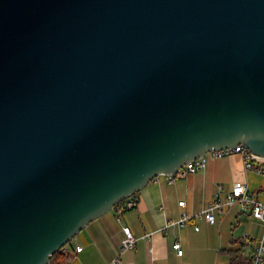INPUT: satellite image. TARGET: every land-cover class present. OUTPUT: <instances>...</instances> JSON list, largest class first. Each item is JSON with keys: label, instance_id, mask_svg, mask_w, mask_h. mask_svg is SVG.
Wrapping results in <instances>:
<instances>
[{"label": "water", "instance_id": "water-1", "mask_svg": "<svg viewBox=\"0 0 264 264\" xmlns=\"http://www.w3.org/2000/svg\"><path fill=\"white\" fill-rule=\"evenodd\" d=\"M239 144L264 159V0H0V264Z\"/></svg>", "mask_w": 264, "mask_h": 264}, {"label": "crops", "instance_id": "crops-1", "mask_svg": "<svg viewBox=\"0 0 264 264\" xmlns=\"http://www.w3.org/2000/svg\"><path fill=\"white\" fill-rule=\"evenodd\" d=\"M237 181L247 184L264 203V173L246 169L239 153L208 158L203 169L172 183L166 175L158 176L137 192L136 207L121 213L119 220L111 210L82 229L69 244L73 254L68 264H108L117 256L124 264H229L232 251L248 257L249 241L260 236L261 225L236 207L217 211L214 223L198 218L184 227L163 228L184 212H201L217 194L224 198ZM181 200L186 201L184 208ZM124 225L130 226L138 240L135 249L121 253ZM176 241L181 243L182 255L173 248ZM76 246L82 250L75 251Z\"/></svg>", "mask_w": 264, "mask_h": 264}, {"label": "built area", "instance_id": "built-area-1", "mask_svg": "<svg viewBox=\"0 0 264 264\" xmlns=\"http://www.w3.org/2000/svg\"><path fill=\"white\" fill-rule=\"evenodd\" d=\"M233 153L241 154L245 168L248 170H254L259 173H264V159L258 158L252 154V152L243 144L236 145L234 147L207 152L197 159H191L187 161L175 174L166 175L169 183L174 182L177 178H185L192 173H195L206 166L208 158H217L225 155H231ZM138 196L133 194L123 198L121 201L115 204L113 210L116 212L117 220L120 219L119 215L126 210H130L136 207L138 202ZM181 207L186 206V201H179ZM236 207L239 211L249 213L250 216L261 225V234L257 239H250L249 235L246 234L245 238L250 239V260L248 264H264V203L257 198V195L250 192L247 184L237 181L233 184L231 190L226 193L224 198H220L217 194L213 201H211L206 208L199 213H186L184 212L179 219L168 220L164 229L169 227H184L192 219L204 218L209 223H214L216 218V212L221 211L223 207ZM195 230H198L197 225L194 226ZM124 237L121 241V250L135 249L137 246L138 238L134 235L130 226L124 225L123 228ZM151 234H146L149 237ZM173 248L179 255L183 254V248L179 241L174 242ZM63 253L69 254L66 259V263L72 260V251L69 245H65L60 249ZM82 250L81 246H76L75 251L79 252ZM108 264H124L121 257L117 256L113 258Z\"/></svg>", "mask_w": 264, "mask_h": 264}, {"label": "trees", "instance_id": "trees-1", "mask_svg": "<svg viewBox=\"0 0 264 264\" xmlns=\"http://www.w3.org/2000/svg\"><path fill=\"white\" fill-rule=\"evenodd\" d=\"M264 164L261 165L263 167ZM137 195V193H135ZM69 242L67 245H69ZM230 263L229 264H248L250 260V256L245 257L242 252L232 251L230 253ZM69 254L63 253L61 250L54 253L50 256L48 264H68L66 263V259L68 258Z\"/></svg>", "mask_w": 264, "mask_h": 264}, {"label": "bare ground", "instance_id": "bare-ground-1", "mask_svg": "<svg viewBox=\"0 0 264 264\" xmlns=\"http://www.w3.org/2000/svg\"><path fill=\"white\" fill-rule=\"evenodd\" d=\"M220 150H222V149H220ZM211 151H216V150H210V151H208V152H211ZM225 156H227V155H225ZM223 157V156H222ZM217 158H220V157H217Z\"/></svg>", "mask_w": 264, "mask_h": 264}]
</instances>
